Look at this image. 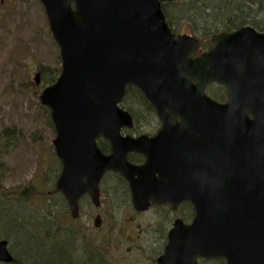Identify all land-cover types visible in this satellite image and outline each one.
Wrapping results in <instances>:
<instances>
[{
	"label": "water",
	"instance_id": "obj_1",
	"mask_svg": "<svg viewBox=\"0 0 264 264\" xmlns=\"http://www.w3.org/2000/svg\"><path fill=\"white\" fill-rule=\"evenodd\" d=\"M173 1L41 0L62 59L57 81L40 95L62 161L56 188L77 217L80 198L88 193L100 205L102 177L119 172L137 210L150 199L194 204L190 230L203 234L193 241L199 254L223 255L228 264H238L236 258L264 264V249L233 255L244 238L264 233V33L246 26L214 35L209 52L190 58L198 40L176 38L162 11V3ZM35 80L40 83L39 73ZM210 82L226 85L228 104L205 94ZM129 84L156 108L162 122L157 135H122L123 127L133 126L120 106ZM246 87L250 102L239 106L238 89ZM100 136L110 143L109 154L99 148ZM132 151L143 153L146 163H130ZM7 246L0 241L2 262L13 260Z\"/></svg>",
	"mask_w": 264,
	"mask_h": 264
},
{
	"label": "rangeland",
	"instance_id": "obj_2",
	"mask_svg": "<svg viewBox=\"0 0 264 264\" xmlns=\"http://www.w3.org/2000/svg\"><path fill=\"white\" fill-rule=\"evenodd\" d=\"M239 2L250 5L251 14H256L260 10L257 3L252 0H239ZM169 12L174 16L179 13L178 8H170ZM262 20L259 18L257 21L260 23ZM60 64V49L51 34L45 9L40 0H0V135L6 128H11V132L17 129L15 134L19 135L15 141V150L2 154L5 179L4 191L0 193V201L3 204V208L0 207V219L14 207L11 200L17 202L21 193L19 191L23 190V187L38 185L41 191L37 190L28 199V203L23 201L20 205L23 208L18 209H22L26 217L33 211L34 219L40 222L41 220L62 221V201L54 185L58 166L61 163L56 157L53 146L56 133L39 100L46 83L42 79L40 85H35L34 80L39 65L55 69ZM215 91H218L217 86L212 85L209 92ZM18 130L21 131V135ZM103 197L106 205L101 211L90 202L81 205V215L73 232L75 244L72 248H68L73 256L70 264H88L92 251L98 248L100 252H104L105 247L107 252L112 254L115 264H150L147 257H139L138 247L140 248L141 242L138 236L142 233L140 234L137 227L146 225L154 219L168 222L167 217L170 216L165 215L161 219L153 211L137 214L130 211L126 202L112 203L107 191H104ZM50 205L56 218L48 214L47 209ZM97 212L103 216L100 228L94 223ZM131 215L136 217L135 224H127ZM10 220L12 219H6V222ZM128 236L132 239H126L125 244L122 245V239ZM9 243L18 248L17 243L12 241ZM11 244H9L10 250L15 255ZM156 244L157 241L154 245ZM119 245L121 248L115 251L114 248H118ZM56 251L57 249L52 250L51 253ZM126 252L128 259H125ZM152 252L153 250L149 258ZM120 254L124 260L121 263L116 262ZM94 257L92 255V258ZM48 258L51 259L49 255Z\"/></svg>",
	"mask_w": 264,
	"mask_h": 264
},
{
	"label": "trees",
	"instance_id": "obj_3",
	"mask_svg": "<svg viewBox=\"0 0 264 264\" xmlns=\"http://www.w3.org/2000/svg\"><path fill=\"white\" fill-rule=\"evenodd\" d=\"M252 1L257 3L260 12L251 14L250 5L240 3L239 0H186L174 4H166L163 6V9L168 23L174 31L184 29L193 34H198L202 40H205V37L209 38L210 35L216 32L229 31L244 24H252L259 27L261 24L257 20L264 13V0ZM170 8H178L179 13L175 16L171 15L169 12ZM262 19H264V16ZM207 43L206 40L203 41L204 45ZM38 69L42 74L43 81L47 85L57 79L61 67L53 69L49 66L39 65ZM122 106L133 115L136 125L135 131L153 132L156 125H158L154 108L136 88L132 86L127 88ZM44 110L47 112V119L52 125L49 110L47 108H44ZM10 129H4L0 135V193L4 191L3 182L5 179L3 155L13 149L15 150V141H17V136L19 137L18 134H15L17 129H14L12 132ZM18 131L21 135V131ZM99 145L104 152L110 150L109 144L103 140L99 141ZM22 189L19 191L21 193L18 196L17 202L15 203V200H11L14 203V207L0 219V239H7L18 244L17 250L12 246L15 250V260L10 264H59L54 259V255L53 259L48 258L45 250L46 245L55 242L57 239V232L52 231L56 228L53 226H56L57 222L53 220L50 223L46 221V224H42L36 218L29 220L30 218L24 215L25 212L18 208H23L20 206L22 202H27L37 190L39 192L41 190H39L38 185H27ZM125 194H127L128 201V191ZM2 206L3 204L0 201V207L3 208ZM47 211L50 217L56 218L52 205L49 206ZM32 213L34 212L32 211ZM9 218L12 220L6 222V219Z\"/></svg>",
	"mask_w": 264,
	"mask_h": 264
},
{
	"label": "flooded vegetation",
	"instance_id": "obj_4",
	"mask_svg": "<svg viewBox=\"0 0 264 264\" xmlns=\"http://www.w3.org/2000/svg\"><path fill=\"white\" fill-rule=\"evenodd\" d=\"M229 32V31H226ZM208 49V48H207ZM239 75H246L243 72H239ZM249 78H251V73H248L247 75ZM220 86V94L218 96V100L221 102H226L228 100V94L227 89L223 85ZM160 129V128H159ZM134 135H140L141 132L138 133V131L133 132ZM110 146V145H109ZM130 159H136V163L141 164L144 162L145 157L141 153H131ZM115 176H118L117 174H114ZM107 179L106 183L105 180ZM116 178H114L113 174L107 175L104 177L102 181V188L104 191H107L109 193V197L111 196L112 203H119V202H126L129 206V202L127 201V194L125 192L128 191V195L130 194V188L127 181L123 178H121V182L115 181ZM106 184V185H105ZM124 194V195H123ZM132 207V204H131ZM102 208H99L98 210H102ZM153 211L156 215H158L159 218L163 219V217L169 218V221H163V220H153L152 222L146 223V225H141L137 227V230L140 231L139 240L141 242L140 248L138 247L139 251V257H147L149 259L150 264H161V257L163 256L165 249L169 243V232L172 227H174L175 223L180 220L184 225H190L194 221L195 217V209L193 204L190 201H184L180 202L178 205L174 206L172 203H164V204H155L151 205V207L143 212H140V214H147L149 212ZM131 219L127 220V224H135L134 220H136V217L133 215L130 216ZM103 219V216H102ZM167 220V219H166ZM180 238L184 236L183 233L178 234ZM135 235L133 236V238ZM131 240L132 237H124L121 241L122 245L125 244V241ZM138 238H136L137 240ZM157 244L156 246L154 243ZM107 247H105L103 250L104 252L102 257H100V260L102 264H115L114 258L112 254L107 252ZM121 248V245L118 246V248H114V250H118ZM153 250L151 257L150 253ZM177 250V249H175ZM128 252H131L130 249H127ZM121 255H119V259L116 260V262L121 263L124 261L121 258ZM125 259H128V253L125 254ZM97 261V259H95ZM172 261H176V264H192V260L189 262V260L182 261L180 258H177L175 256ZM197 263L198 264H226V260L224 257L220 256L215 259H205L202 257H197Z\"/></svg>",
	"mask_w": 264,
	"mask_h": 264
}]
</instances>
